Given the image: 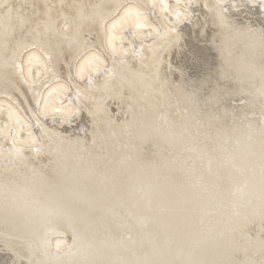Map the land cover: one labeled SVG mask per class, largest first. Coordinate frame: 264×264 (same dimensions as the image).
Listing matches in <instances>:
<instances>
[{
  "label": "bare ground",
  "instance_id": "1",
  "mask_svg": "<svg viewBox=\"0 0 264 264\" xmlns=\"http://www.w3.org/2000/svg\"><path fill=\"white\" fill-rule=\"evenodd\" d=\"M0 264H264V0H0Z\"/></svg>",
  "mask_w": 264,
  "mask_h": 264
}]
</instances>
